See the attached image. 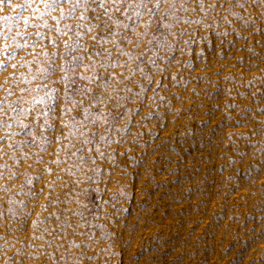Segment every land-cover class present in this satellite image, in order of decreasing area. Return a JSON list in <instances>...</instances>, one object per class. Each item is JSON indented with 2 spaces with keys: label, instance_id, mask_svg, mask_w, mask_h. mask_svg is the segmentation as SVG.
I'll use <instances>...</instances> for the list:
<instances>
[{
  "label": "rangeland",
  "instance_id": "rangeland-1",
  "mask_svg": "<svg viewBox=\"0 0 264 264\" xmlns=\"http://www.w3.org/2000/svg\"><path fill=\"white\" fill-rule=\"evenodd\" d=\"M49 3L0 2V264H264V0Z\"/></svg>",
  "mask_w": 264,
  "mask_h": 264
},
{
  "label": "snow or ice",
  "instance_id": "snow-or-ice-1",
  "mask_svg": "<svg viewBox=\"0 0 264 264\" xmlns=\"http://www.w3.org/2000/svg\"><path fill=\"white\" fill-rule=\"evenodd\" d=\"M0 2H3V0H0ZM85 2H86V0H85ZM107 2H111V3L117 4V5H121V4H123L124 0H100L99 7L104 8L105 15L108 14V9L105 7V3H107ZM160 2H161V0H157V7L159 6ZM62 3H72V0H50V3L47 4L46 7L54 9V8H58ZM80 3H81V0H75V3L73 4L71 11L68 13L69 16L72 15V12L75 11V8L77 6H79ZM93 11H95V9H93ZM61 12H62V16H63V10H61ZM81 19H85V17L82 16ZM89 30H91V29H89ZM6 54L9 56L12 55L10 53H6ZM4 67H6V66L3 64H0V69H2Z\"/></svg>",
  "mask_w": 264,
  "mask_h": 264
}]
</instances>
